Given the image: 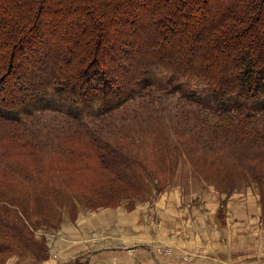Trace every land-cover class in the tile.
I'll list each match as a JSON object with an SVG mask.
<instances>
[{
  "label": "rangeland",
  "instance_id": "rangeland-1",
  "mask_svg": "<svg viewBox=\"0 0 264 264\" xmlns=\"http://www.w3.org/2000/svg\"><path fill=\"white\" fill-rule=\"evenodd\" d=\"M210 1L208 10L204 7L201 11V15L208 11L207 15H198L195 19L202 22L204 29H200L203 36L206 33L208 36L212 25H217V20L225 19V22H233L232 26L230 23L228 26L238 28L240 33L235 40H239V43H242L240 40L247 32L251 33L259 27H262L264 37V12H258L264 9V3L262 8L251 9L246 5H251L253 0ZM114 3L115 0H48L41 7L40 14L43 16L54 7L78 5L69 24L55 42V49L60 52L56 60L50 63V70L62 80L60 91L67 98L75 97L70 87L80 79L83 70L81 64L90 58L91 53L101 60L106 57V49L115 46V43L118 47L131 49L132 55L130 58L127 56L126 61L132 62L134 68L142 65L138 60L142 52L145 56L150 54L153 35L146 28L143 34L134 39L138 35L134 31L138 27L133 26L134 22L131 21L136 10L145 14L146 8L139 7L134 0H125L119 6ZM38 4V0H0V7L3 5L5 8L0 10V17L1 13L6 15V28L0 30L5 35V44L0 46V73L5 64L9 35H13L18 28L16 13L20 15L30 6L32 15ZM204 5L207 6V2ZM221 8L229 12L222 14ZM240 8L246 10L247 16L255 15L253 27L242 19L237 24L233 14ZM187 9L193 11L191 7ZM75 13L79 19H72ZM165 19L167 24L171 21ZM179 22L180 19L177 20ZM122 33L128 35L121 36ZM116 34L120 37L117 38ZM183 34L186 35L185 32ZM170 35L173 39L179 36L176 32ZM114 36L116 40H112ZM213 38H209V41H213ZM133 39L136 41L132 42ZM255 40L259 42L258 37ZM132 44H135L133 49L138 48L137 45L141 48L132 50ZM171 45L174 46L168 44L163 51L156 50L155 54L166 61L184 63L182 59L187 48L178 47V43ZM218 48H211L207 53L209 62L205 60L210 65L207 73L213 79L218 74L214 63L221 59ZM173 51L177 54H173ZM211 51H218L215 52L217 56L214 54L215 62L210 61ZM110 54L119 55L121 52L116 49ZM117 58L108 60L115 65ZM195 59L188 62L193 64ZM197 63H202L198 54ZM148 77L151 83L142 88L137 96L97 117L70 118L65 111L66 105L55 99L54 95H49L43 101L50 99V107L23 113L19 115L21 121L0 117V177L4 170L8 171L7 184L12 186L17 182L19 187L16 189L21 188L26 201H30V205L24 204L29 206L30 216H25L27 219L24 218L22 223L23 231L29 238L26 242L30 246L33 242L36 246L44 243L47 248L46 257L34 264H46L48 255L66 259L97 245H125L144 240L155 245L162 257L185 262L203 260L207 264H214L212 250L220 237L230 240L233 263L264 264L259 259L264 254V180L261 179L264 176V158L219 156L202 148L208 130H213L207 122H215L206 117L208 112L195 103L194 99L199 96H210L199 79L172 74L161 67L151 68ZM3 99L0 95V105L7 102ZM204 118L206 124L203 123ZM236 121L238 124L244 122L242 119ZM226 138L220 136L217 142L226 141L230 146L235 143L240 149L257 146L264 151V144L254 145L251 138L248 142ZM101 141H108L122 154L133 157L148 168L154 179L149 180L145 192L113 178L114 172L99 163L98 151L102 149L97 146L102 144ZM27 177L39 180L29 182ZM41 178L44 182L38 183ZM0 186H3L1 181ZM170 193L174 196L169 197ZM38 194L47 196L44 195L46 201L42 202L41 213L35 216L32 199ZM162 199L164 203L172 202L177 212L172 217L174 220L160 219L159 213L163 211L160 212L156 205ZM213 203L217 204L215 208ZM250 203L253 207H250ZM152 213H156L157 222L165 224L167 237L152 238L156 231L143 228ZM133 214L137 218L134 221L136 227L126 222L134 218ZM170 220V223L167 222ZM178 220H182V224L180 222L178 225ZM191 224L194 228H189ZM64 227H68L67 230L64 231ZM149 232L153 233L150 238ZM192 235L195 240L191 239ZM24 250L2 253L0 262L32 264L31 257L24 255ZM130 251L124 249V252L112 253V259L133 263L134 255ZM63 259L51 264H63Z\"/></svg>",
  "mask_w": 264,
  "mask_h": 264
},
{
  "label": "trees",
  "instance_id": "trees-1",
  "mask_svg": "<svg viewBox=\"0 0 264 264\" xmlns=\"http://www.w3.org/2000/svg\"><path fill=\"white\" fill-rule=\"evenodd\" d=\"M38 1L39 6L32 15L30 12L32 7L30 8V6L26 7L22 14L16 13L15 15L18 28L15 29L13 35H9L5 64L0 73V95L1 99L4 97L3 100L7 101H4V105H0L1 118L21 121L19 115L32 113L35 109L48 106L52 101L50 99L44 103L43 101L49 95H54L55 99L66 105L65 111L70 118L80 120L85 117H97L137 96L136 94L142 88L151 83L148 79L150 69L161 67L172 74L199 79L207 89L209 97L199 96L198 99H194L196 105L208 112L206 117L214 119L215 122L213 124L207 122L213 127V130L210 131L207 128V130L209 129V134H207L209 137L204 138L203 149L219 156L240 158L246 155V158L255 159L257 156L264 158V151L257 146L240 149L236 147L235 143L230 146L226 141L217 142V139L224 135L228 138H234L236 141L248 142L251 138L250 141L254 145L257 143L264 144V37H262V27L251 31V33L247 32V35L240 40L242 43H239V40H235L240 33L238 28L228 26L230 22H225V19L218 22L216 18L217 25L215 27L212 25L206 37L207 33L204 36L201 34V29H204L202 22L195 19L202 14L201 11L204 7L208 10L210 0H134V3L139 7H145L147 12L141 14L139 13L141 10H136L132 15L131 21L135 24L133 26L137 25L138 27L135 28L136 31L134 32L138 35H135L134 39L138 38L139 34H143V31L148 28V33L151 32L153 35L150 42L152 45V48L149 49L150 54L145 56L142 52V56L139 55L141 59L138 58L142 65H136L134 68L132 62L126 61V57L129 56L130 58L132 55L131 49L118 47L115 43L113 44L115 46L106 49V57H102L101 60L94 53H91L90 58L81 64L83 70L79 76L80 79L76 81V85L70 87L75 97L67 98L60 91L62 80L50 70L52 67L50 63L56 60L60 52L55 49V42L58 40L61 31L69 24L73 11L78 8V5L54 7L49 10L50 13H45L42 16L40 14L41 7L48 0ZM124 1L115 0V3L119 6ZM206 2L207 6L204 5ZM263 3L264 0H253L252 4L248 3L246 7L250 6L252 9V7L261 6L262 8ZM187 7L193 8V11ZM1 9L5 10L3 5L2 8L0 7ZM260 11L264 12V9H259L258 12ZM228 12L229 10H222L221 8L222 14ZM207 13L208 11H205V15L201 16L205 17ZM246 14V10L240 8L233 14V18L237 24L242 19L248 24L251 23L253 27L252 19L254 20L255 15L247 16L248 14ZM75 15L72 19H79L77 13ZM5 16L1 13L0 26L2 25V27L0 30L6 28ZM165 18H169L171 21L167 24L164 22ZM178 19H180L179 23H177ZM212 20L214 19L212 18ZM76 21L74 22L76 23ZM171 32H176L179 36L173 39L170 37ZM184 32L186 33L185 36ZM117 34L116 37L119 38L120 36ZM127 35L128 33H122L121 36ZM4 36L0 33V46L5 44ZM144 36L145 34L141 37ZM211 37H214L213 41H209ZM255 37H258L259 42H256ZM134 39L131 41L135 42ZM112 40H116L115 36ZM177 43L179 44L178 47L187 48L183 59L176 55L184 63L166 61L155 54L156 50L163 51L168 44L174 46L171 44ZM134 45L132 44V50L141 48L136 44L138 48L133 49ZM114 47L116 48L114 49ZM142 48L144 49V47ZM211 48H215V50L218 48L221 53V59L214 63L218 70V74L215 75L216 79L207 73L210 66L207 63L209 62L207 53H210ZM116 49H119L121 54H110ZM173 49L177 48L173 47ZM211 52L213 53L210 61L215 62L217 53ZM172 53L177 54L175 51ZM197 54L198 58L202 59V63H197ZM116 57H118V63L111 65L110 61ZM194 58L196 59L193 64L188 62ZM121 61L123 62L120 63ZM108 64L110 65L107 66ZM35 79L38 81L35 82ZM41 104L44 105L38 107ZM205 118L204 124H206ZM237 119H242L244 122L240 121L238 124ZM79 135L83 136V134ZM101 142L102 144L99 143L97 146L102 149L98 151L99 163L114 172L115 177L113 178L119 179L122 183L131 184L135 190L145 192L149 180L154 179L148 168L133 157L130 158V156L122 154L108 141ZM7 172L4 170L0 177L3 184L0 186V254L25 249L24 255H29L33 261L32 264H34L46 257L47 248L42 241H40L42 244L37 246L35 242L31 243V246L26 242L29 238L23 231L22 223L26 218L25 216H30L29 206L24 205L26 203L30 205V201H26L27 198L22 193L21 188L20 190L16 189L19 187L17 182L13 183L12 186L7 184ZM33 179L39 180L38 178ZM33 179L30 178L28 181L33 182ZM261 179L264 180V176H261ZM41 182H44L42 178L38 183ZM44 195L38 194L32 199L34 203L32 212L35 216L37 213H41L42 202L46 201ZM0 264L3 263L0 262Z\"/></svg>",
  "mask_w": 264,
  "mask_h": 264
},
{
  "label": "crops",
  "instance_id": "crops-1",
  "mask_svg": "<svg viewBox=\"0 0 264 264\" xmlns=\"http://www.w3.org/2000/svg\"><path fill=\"white\" fill-rule=\"evenodd\" d=\"M177 195V194H176ZM174 196L172 193L169 194V197ZM176 200V199H174ZM164 199L160 200V203H158L156 208L160 209V212L163 211V213H159V217L162 220H174L172 218L177 214L175 211V208L172 206V202H166L164 203ZM173 201V199H172ZM177 202V201H176ZM175 204V202H174ZM250 207H253L251 203L249 204ZM214 208L217 206V204H212ZM210 206V207H212ZM137 208V207H136ZM138 209V208H137ZM136 209V210H137ZM156 213H152L150 216V219L148 223H146L143 228L156 231L155 235L152 236V238L155 237H167V229L165 227V224L162 225L161 222H157V217L155 216ZM134 218L131 217L126 220L127 223L131 224L132 226L135 225L137 226L134 221L137 219L136 216L133 214ZM167 221V222H171ZM156 221V222H155ZM202 221V219H201ZM156 224H155V223ZM180 222L182 224V220H178V225H180ZM200 226L202 229L203 225L200 223ZM146 227V228H145ZM184 227V226H182ZM193 227L192 224L190 225L189 228ZM68 228V227H67ZM67 228H63L64 231L67 230ZM194 228V227H193ZM138 232V231H137ZM192 232V231H191ZM151 233L149 232V238L151 237ZM136 234V233H134ZM153 234V233H152ZM216 235V232H215ZM65 237L63 236V239ZM195 237L192 235L191 239L193 240ZM151 240V239H149ZM195 240V239H194ZM152 242V241H151ZM215 247L213 248V262L214 264H219V260H221V264H239V263H233L234 258L232 254V248H231V242L230 240L226 238L223 239V237L220 239L218 238L217 242L215 243ZM124 249L131 250L130 252H133L132 254L134 255L133 263H129V261H119V260H113L112 259V253H117V252H124ZM222 252H221V251ZM49 254L51 252L49 251ZM48 260L46 261V264H51L53 262H61L59 260H62L58 257H54L53 255H48ZM104 257V258H103ZM260 260L264 261V254L260 255L259 257ZM65 260L63 264H207L205 261H195V262H185V261H178V260H171L167 257H162L155 249V245L150 243V241H140V242H133L125 245H97L95 247H92L88 249L87 251L81 252V253H76L74 255H71L69 258L63 259ZM249 260L248 262H250ZM212 262V261H211ZM247 264V263H246Z\"/></svg>",
  "mask_w": 264,
  "mask_h": 264
}]
</instances>
